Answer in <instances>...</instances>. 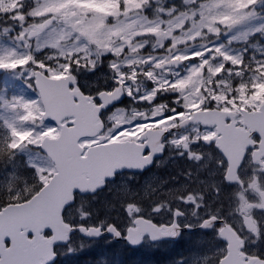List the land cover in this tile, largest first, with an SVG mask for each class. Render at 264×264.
<instances>
[{
  "label": "rangeland",
  "instance_id": "obj_1",
  "mask_svg": "<svg viewBox=\"0 0 264 264\" xmlns=\"http://www.w3.org/2000/svg\"><path fill=\"white\" fill-rule=\"evenodd\" d=\"M53 2L0 0V57L25 61L15 68H3L6 72L0 78V148L7 152L0 162L1 201L5 198L8 203L20 200L32 182L46 184L55 172L40 146L44 136H57L59 128L42 119L43 105L30 82L36 69L60 77L70 70L66 63L69 58L74 59V63L82 62V66L76 64L78 68L89 70L84 75L95 78V88L108 90L122 85L128 96L127 106H116L106 115L110 124L106 134L113 140L131 134L141 122L140 130L169 125L172 119L167 114L172 108L173 114L180 116L190 114L205 100L233 106L241 102L254 108H259L264 101V0H81L83 4L101 5L105 10L69 3L59 13H43ZM49 21L50 24L41 29ZM5 34H21L12 41L21 42L25 48L16 51L5 44ZM244 50L248 51L250 59L253 57L254 70L243 60ZM172 57L184 61L183 66L173 71L172 77L164 74L165 69L154 70ZM168 93L171 97L168 95L164 101ZM25 104L29 107L25 108ZM13 129L30 135L14 136ZM13 143L17 147L13 148ZM27 170L30 172L24 173ZM129 177L120 176L96 197L98 201L111 199L112 203L107 201V208L97 210L104 203L93 206L96 199L83 197L70 217L92 219L91 214L96 212L99 217H108L105 220L116 218L123 225H131L134 218L131 199L128 198L130 205L118 204L129 192L123 187L127 182L133 193L137 190L143 197L142 203L148 199V213L162 219L164 215L158 208L166 206L165 180L152 183L151 177ZM119 181H123V186H118ZM168 191L175 195L173 188ZM175 197H180L179 192ZM4 205L5 202L3 205L0 202V208ZM88 205L96 211H86ZM200 217L198 214L196 220ZM109 245L75 238L70 248H59L57 252L65 256L80 250L85 253L95 250L99 261L103 262ZM144 250L138 254L131 251L130 257L135 258L136 264L154 263L152 252ZM163 250L170 251L168 247ZM126 251L124 245L118 247L115 259L110 258L108 263L120 264L122 253ZM198 253L197 250L192 262L180 263L179 256L175 257V262L215 263L214 259L205 261L206 256ZM216 253L217 246L213 252H208L207 258L212 254L215 257ZM170 254L173 255L172 251Z\"/></svg>",
  "mask_w": 264,
  "mask_h": 264
},
{
  "label": "flooded vegetation",
  "instance_id": "obj_2",
  "mask_svg": "<svg viewBox=\"0 0 264 264\" xmlns=\"http://www.w3.org/2000/svg\"><path fill=\"white\" fill-rule=\"evenodd\" d=\"M36 35L34 36L36 37ZM20 36L21 34H5V44H8V46H11V48L16 51H20L22 48H25L24 44L18 41H12L13 38L17 39L20 38ZM26 47L29 48V43L26 44ZM208 54L209 52H207L206 55ZM174 58L177 57L169 58L162 63ZM73 60L74 59H66V63L70 69L67 73H72L76 76L78 86L85 94L93 96L96 103L100 102L97 97L98 93L101 91L111 92L115 89V86L108 90L95 88V78L92 79L87 75L89 70H87L86 67L84 70L78 68L76 64L79 63L82 66V62L74 63ZM136 68L139 69V66H136ZM156 69L157 66H155L154 70ZM175 69L176 68H167L163 71L165 75L172 77ZM158 71L162 72L161 69H158ZM5 72L6 69L4 73ZM84 73L87 74L84 75ZM139 76L146 78L144 74H139ZM30 82L33 83L32 80ZM90 84H92V86H90ZM127 98L128 96H126V99L122 103L116 104L102 113L104 130L101 135L106 138L104 143L132 141L135 142L136 145L142 146L147 141V139L141 140V136L151 128L147 127L140 130L142 128V122L135 126L131 134L125 135L122 139L113 140L106 134L110 127L106 115L116 106H127ZM173 101L172 99V104ZM170 106L168 102V107ZM259 108L248 107L241 102L233 106L229 103L216 104L213 103V101L209 103L207 100L202 101L201 106L196 107L194 111L186 115L175 116L172 108V111L167 114L168 117L172 119L171 123L162 128L167 131V136L163 140L162 155L156 158L153 165L144 171L126 170L117 174L116 178L118 179L123 175L130 178L129 175H136L137 178L142 179L151 177L152 183L165 180V187L167 190L173 188L175 195L179 192L180 197H175L173 193H170V191L167 192L166 190L164 193V203L166 206H160L158 208V212L164 216L162 219L156 218L148 213V199L142 203L140 200L143 197L137 190L133 193L127 182H125L123 186L121 185L123 181H119L118 186H123L129 192L123 196V200L119 201L118 204L126 206L130 205L132 201L134 212L132 224L123 225L119 222V219L114 218L105 220L108 219V217H104L103 215L99 217L100 214L97 215L95 214L96 212L91 214L94 216L92 219L84 220L80 218H71L70 215L75 211V205H77L78 201L83 197L96 199L97 201L93 206L104 203V205L98 207L97 210L107 208V201L112 203L111 199L98 201L96 197L101 196L103 194L101 192L103 191H98L94 195L87 196H81L80 193L76 192L74 203L64 212V220L71 225L82 224L87 227L100 228L102 236L99 238H89L83 237L79 232H75L72 235L73 241L75 238H78V240L83 239L92 244L95 242L110 244L107 250L106 260L101 263H108L111 254L115 253L118 247L124 245L127 248H132V251H135L136 254L141 253L144 249H149L150 251L156 250L158 252L161 250L164 251L163 248L165 247H168L170 251H174V247L177 246L178 256L181 258V260H179L180 263L183 261L184 263L192 262L198 250L200 256H206L205 261L208 262L213 259L215 261L216 258V264H220L221 260L227 255L228 247L227 242L221 237L220 229L228 226L235 231L237 237L241 240L242 248L240 251L245 255V261H249L250 257L257 261L264 260V171H262L264 165L254 160L255 154H258L261 149H254L251 154H249L248 145L244 151L242 161L239 162L238 159H236L231 163L219 149L218 141H223L224 137L222 133L217 130V125L210 126L201 123H191L183 128L180 127L179 131L172 130L177 124H182V121L189 119L197 110L219 109L225 111L227 109L225 112L228 113V117H225L220 125L228 126L234 132V139L238 141V149L241 150L246 144H256L257 136L260 137L259 143L264 146V126L251 125L249 122L248 124L244 122V110L252 112L258 111ZM212 133L216 134L211 136ZM205 136H211V139L205 140ZM97 140V136L85 137L80 140V143L83 146L86 144L96 145ZM171 141L176 144H171ZM185 144L188 145L187 148H185ZM175 151H178L179 155H176ZM149 154L150 150L144 149L143 157H147ZM19 167L21 168L22 166L19 164ZM236 168L237 170L235 172ZM231 169L232 171L230 172ZM229 177H234V179H229ZM44 185L45 184L40 182H32L30 184L31 188L24 190L21 199L12 203L24 202L32 198ZM111 185L112 183H108L105 190ZM170 197H173V201H170ZM128 198L131 199L130 202H128ZM93 206L87 207L86 211H96ZM198 214H200L201 217L199 220H196ZM213 217H215L218 222L214 223L209 228H205L209 226V221L212 220ZM139 218H144L160 227L165 226L167 230H170L173 236L177 235L175 228H178L179 235L176 239L161 241H152L147 235L144 237L143 243L140 246L134 247L125 240V237L128 228L134 226L135 220ZM83 221H85V223H83ZM112 225L122 234L123 237L120 240L115 239L114 236L107 233L108 227ZM44 234L50 236L51 233L50 231H46ZM70 244L71 243L67 246L68 248H70ZM6 246L8 247L9 243H7ZM216 246V256L213 257L214 254H212L210 255L211 258H207L208 252H213ZM206 247H211L212 249L207 250ZM59 248L63 247H58L57 250ZM64 250L66 251L67 248ZM152 259L156 261L154 258Z\"/></svg>",
  "mask_w": 264,
  "mask_h": 264
},
{
  "label": "water",
  "instance_id": "obj_3",
  "mask_svg": "<svg viewBox=\"0 0 264 264\" xmlns=\"http://www.w3.org/2000/svg\"><path fill=\"white\" fill-rule=\"evenodd\" d=\"M49 24L50 21L41 29ZM182 64L183 60L174 58L158 65L157 69L180 68ZM3 72L0 69V74ZM42 84L45 85L43 92ZM34 85L44 107L43 120L54 122L61 129L57 137L46 136L41 143L42 152L52 160L56 172L29 200L0 209V264H53L58 258L55 248L68 245L73 233L79 232L83 237L89 238L101 237L100 228L65 222L64 211L74 203L75 193L96 194L106 187L108 181L114 180L117 173L126 170L144 171L149 168L162 155L163 140L167 136L166 130L151 128L141 136V140L147 139L142 146L132 141L104 143L106 138L101 135L104 130L102 113L125 100L126 93L122 85L111 92L98 93L99 103L94 101L93 96L82 91L72 73L51 77L36 70ZM209 114L223 119L228 117V113L219 109L197 110L172 130L179 131L180 127L191 123L217 125L224 137L223 141H218L219 149L231 163L236 159L241 162L249 144L239 150L234 132L228 126L204 122ZM64 119L69 120L62 123ZM254 120H264V102L258 111L244 110L246 124L249 122L251 125L264 126L253 123ZM96 136V145L80 144L82 138ZM144 149L150 150L147 157H143ZM236 170L237 168L235 172ZM217 222L218 220L212 219L205 228ZM223 229L221 237L228 244L227 255L221 260L223 264H264V260L257 261L251 257L249 261H245V255L240 251L242 243L235 231L228 226ZM175 230L177 235L173 236L165 226L160 227L139 218L135 220L134 226L128 228L125 240L138 247L147 235L152 241L176 239L179 229ZM46 231H50V236L44 234ZM107 233L117 240L123 237L113 225L108 227Z\"/></svg>",
  "mask_w": 264,
  "mask_h": 264
},
{
  "label": "trees",
  "instance_id": "obj_4",
  "mask_svg": "<svg viewBox=\"0 0 264 264\" xmlns=\"http://www.w3.org/2000/svg\"><path fill=\"white\" fill-rule=\"evenodd\" d=\"M175 4L180 6L179 1H176ZM181 9H182V7L179 8L178 10L180 11ZM27 14H29V12ZM9 24H10V22H9ZM257 37H259V34ZM244 53H245V55H244L243 60L245 62H248L250 64V68H252L254 70L256 68V65L253 61V57H251L252 59H250L249 55H248V51H246V50H244ZM251 56H253V54ZM168 95L171 97V93H168L163 98L164 101L166 100ZM6 154H7V152L5 151V153H4V149L0 148V162L4 157H6ZM29 172H30V170H27L24 173H29ZM0 202H1V204H4V202H5V205L8 204V201L6 202V198H5V200L2 199V201H1V197H0ZM83 223H85V221H83ZM132 250H133L132 248L128 247L127 251L122 253L124 256H123V261H121L120 264H136L135 258L132 256L130 257V253ZM177 250H178V247L175 246L174 251H172L173 255L170 254L171 251H168V252H164L162 250L159 252L156 250L150 251V252H152L151 258H154L156 260V261H154V263H150V264H179V263L175 262V257L178 256ZM142 251H145V250H142ZM60 258H61V259H59L60 261L58 260L59 262H57L56 264H62V263L63 264H102L101 262L98 261V257H97L95 250L89 251L87 253L80 250L76 253L72 252V254H66L65 256H60ZM110 258L115 259V253H112V256ZM145 263L149 264L148 262H145ZM216 263H217V261L215 260V263L213 262V264H216ZM105 264H115V263L111 262V263H105Z\"/></svg>",
  "mask_w": 264,
  "mask_h": 264
},
{
  "label": "snow or ice",
  "instance_id": "obj_5",
  "mask_svg": "<svg viewBox=\"0 0 264 264\" xmlns=\"http://www.w3.org/2000/svg\"><path fill=\"white\" fill-rule=\"evenodd\" d=\"M69 3H75V4H79L81 7H85V8H96L99 11H104L105 9L103 8V6L101 5H91V4H83L81 2V0H67V2H57V0H54V2L52 4H50L48 7L44 8L43 13H59L61 12L62 9H65L69 6ZM41 13V14H43ZM12 55V54H10ZM29 59H31V57H29ZM25 61L22 59H16L14 61H10L9 57H0V68H15L17 64H21L24 63ZM45 85H41L42 88V92L44 89ZM31 102H29L30 104ZM29 104H25L24 107L27 108L29 107ZM227 111V109L225 110ZM204 122L207 124H212V123H217V124H222L223 122V117H218L215 114H209L205 117ZM253 123L255 124H264V120H254ZM218 131L220 130L219 127L217 129ZM216 133H212L211 136H214ZM13 135L14 136H29L30 133L24 132H18L15 129H13ZM211 136H205L204 139L208 140L211 139ZM260 137L257 136V143L256 144H249V154H251V152L254 149H261V151L258 154H255L254 156V160L255 162L264 165V146H262L259 143ZM185 148L188 147L187 144L184 145ZM13 148L17 147L16 143H13L12 145ZM262 171H264V168H262ZM229 179H234V177H229ZM213 219H215V217H213ZM221 234H224V229L221 228L220 229ZM221 264H223V262H221Z\"/></svg>",
  "mask_w": 264,
  "mask_h": 264
}]
</instances>
